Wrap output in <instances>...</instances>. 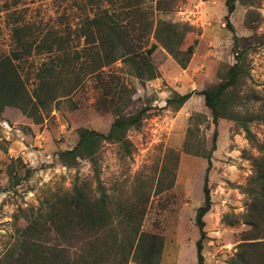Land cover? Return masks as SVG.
Segmentation results:
<instances>
[{"label":"rangeland","instance_id":"rangeland-1","mask_svg":"<svg viewBox=\"0 0 264 264\" xmlns=\"http://www.w3.org/2000/svg\"><path fill=\"white\" fill-rule=\"evenodd\" d=\"M155 1L0 0V73L15 69L17 77L14 88L0 89V101L9 100L0 110V264L56 246L76 258L78 245H66V229L46 211L76 187L98 196L99 184L109 196L118 236L122 213L136 208L140 229L162 238L158 264H197L195 214L203 203L207 167L202 152L211 150L214 129L203 264H232L242 242L257 243L248 256L264 264V210L258 231L246 218L252 198L247 188L264 146V0H236L229 25L225 0H174L171 11H155ZM107 16L122 24L136 20L135 33L146 47L155 40L143 25L157 19L191 26L181 51L197 42L184 68L157 43L150 60L159 75L140 82L119 60L106 63L105 34L87 26L91 18ZM234 48L243 50L245 69L228 100L235 120L219 118L215 127L199 92L223 79L235 62ZM111 76L134 87L126 111L146 109L140 127L128 129L126 141L100 142L97 171L87 158L62 163L58 154L75 145L79 128L108 131L116 96L113 90L105 94L107 107L100 96L115 83ZM189 91L181 106L165 104L173 92ZM242 122L252 138H246Z\"/></svg>","mask_w":264,"mask_h":264},{"label":"trees","instance_id":"trees-1","mask_svg":"<svg viewBox=\"0 0 264 264\" xmlns=\"http://www.w3.org/2000/svg\"><path fill=\"white\" fill-rule=\"evenodd\" d=\"M235 1L225 0L224 2L227 24L229 23V15L234 9ZM172 2L174 3V0H156L154 9L155 11H171L173 8ZM135 21L132 18L126 24H122L112 16H107V19L93 17L89 20L87 25L89 28L91 27L96 32L105 34L101 47L106 45V48H103L105 50L103 57L106 63L119 60L128 67L131 75L135 76L140 82L154 79L159 73L150 60V54L159 43L180 67L184 68L186 66L197 40L193 39L192 43L183 51L179 49V44L184 34L190 30V25L183 24L180 26L160 19H157L154 24L145 22L143 29L152 32L155 40L146 47L142 45V34L136 35L135 33ZM234 58L235 62L228 66L225 76L215 87L199 92L204 98V104L210 109L212 123L215 127L219 118L226 117L235 120V116L228 113L231 111L228 107V100L231 99L230 90L239 82L245 72L243 50L234 48ZM2 64L6 67L10 65L6 62ZM2 70L3 67L0 66V72ZM14 75L15 78L13 79ZM95 76L96 79L102 82L103 76L99 70L95 71ZM111 78L114 79L115 83L107 89L104 88V92L100 96L103 107H107L110 102L105 95L106 93H111L110 91L113 90L112 94L116 96L114 108L112 109L114 117L108 131L102 133L87 127L79 128L75 145L70 149L60 151L58 154V158L62 163L74 165L77 159L87 158L92 163L94 171H97L95 155L100 142L104 140L126 141V131L130 128L137 129L140 127L146 109L126 111V107L132 101L134 87L120 83L117 77L111 76ZM16 80L15 69L11 71L6 69L5 72L0 73V89L4 90L5 84L14 88ZM111 83L113 82L111 81ZM192 93L193 91L183 94L173 92L172 96L165 100V104L174 103L179 107L190 98ZM7 101H0V110L4 105L9 104ZM240 127L245 132L246 138L253 137L246 123H240ZM216 135L217 131L214 129L211 150L202 152V156L207 160V167L203 179V203L197 207L195 214V224L199 231V237L195 242L197 264H203L202 248L203 240L206 237L203 216L209 210L211 204L207 173L211 166V151L215 149ZM260 148L262 154L255 168L254 184L247 188V192L252 198L246 218L247 223L251 225L254 231L259 229L258 219L263 216L264 210V146H260ZM108 202L109 196L100 184L98 196L91 197L83 189L76 187L72 193L59 197L56 203L48 205L46 211L48 214L46 215L55 220L58 226L65 228V232L69 233V235H65V232H61L66 245H78L77 257L71 259L64 254L61 247L56 246L52 250L43 251L36 254V256L21 255L20 258L15 259L16 264H106L109 259H111L112 264H127L129 260L139 264H158L163 245L162 238L157 234L144 232L140 229V222L136 224V208L122 213L125 217L119 221V225L122 227L120 231L122 236H118V232L112 226L110 220L112 213L107 207ZM256 245L258 244L240 243L232 264H254L250 261L247 250Z\"/></svg>","mask_w":264,"mask_h":264}]
</instances>
